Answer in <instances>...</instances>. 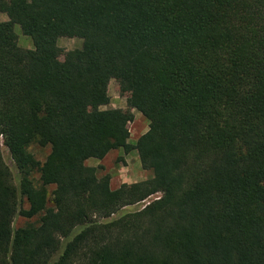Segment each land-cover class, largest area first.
<instances>
[{
	"label": "trees",
	"instance_id": "1",
	"mask_svg": "<svg viewBox=\"0 0 264 264\" xmlns=\"http://www.w3.org/2000/svg\"><path fill=\"white\" fill-rule=\"evenodd\" d=\"M0 14V264H264V0H0ZM79 34L90 50L58 48ZM112 80L136 93L126 110L101 109ZM133 110L148 122L135 145ZM118 150L151 178L112 189L85 165Z\"/></svg>",
	"mask_w": 264,
	"mask_h": 264
},
{
	"label": "rangeland",
	"instance_id": "2",
	"mask_svg": "<svg viewBox=\"0 0 264 264\" xmlns=\"http://www.w3.org/2000/svg\"><path fill=\"white\" fill-rule=\"evenodd\" d=\"M7 21L5 15L0 14V22ZM14 33L17 36V45L22 50H32V42L29 38L22 35L20 28L18 26L14 27ZM58 48L62 52H69L74 50H80L87 52L90 50L91 46L86 41V39L81 35H75L72 37H62L58 40ZM63 57L59 58L61 62ZM136 93L127 95L121 92L120 84L118 81L112 80L108 85V96L110 98L109 105L101 108L102 110L109 109H127V99L135 96ZM134 116L133 122L129 125V144L135 145L138 139L143 136L148 131V122L136 111H132ZM30 152L34 157L41 163L44 162L45 158L50 153L49 148H39L37 146H32ZM0 153L5 164L8 167H12L8 151L3 146L0 140ZM85 165L90 168L97 169L98 177L109 176L110 185L112 189H117L122 184H135L143 182L151 178V175L143 171L139 162V158L136 151H131L129 154H125L122 150L113 151L109 153L103 160H88ZM156 197H152L149 201L154 200ZM147 202L141 205L126 208L127 212H135L136 210L142 208ZM24 221L20 218L14 220V229L24 225Z\"/></svg>",
	"mask_w": 264,
	"mask_h": 264
}]
</instances>
